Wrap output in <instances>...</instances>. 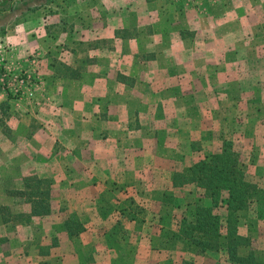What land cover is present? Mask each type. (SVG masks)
I'll return each mask as SVG.
<instances>
[{
  "label": "crops",
  "instance_id": "crops-1",
  "mask_svg": "<svg viewBox=\"0 0 264 264\" xmlns=\"http://www.w3.org/2000/svg\"><path fill=\"white\" fill-rule=\"evenodd\" d=\"M26 69L39 81L15 99L2 82ZM207 124L264 139V0H0V157L25 156L24 176L33 165L52 182V213L65 201L83 223L118 226L131 189L172 187L156 173L192 155ZM130 243L90 264H138Z\"/></svg>",
  "mask_w": 264,
  "mask_h": 264
},
{
  "label": "rangeland",
  "instance_id": "rangeland-1",
  "mask_svg": "<svg viewBox=\"0 0 264 264\" xmlns=\"http://www.w3.org/2000/svg\"><path fill=\"white\" fill-rule=\"evenodd\" d=\"M168 1L176 6L180 4L189 6L196 0ZM34 81L33 86L39 79L36 78ZM6 92L15 99L24 100V97L28 95L17 96L15 93ZM32 124L31 126L34 127ZM209 125L207 124L206 128H202L200 133L202 138H197L195 141V145L191 149L192 155L183 154L180 164L175 166V170L170 171V173H156L154 179L162 181L165 185H168L166 182L169 179L171 184L172 174L175 171L188 168L191 160L198 155L197 152L207 154L217 151L219 146H222L223 141L229 139L234 141L236 149L241 152L245 159L249 179L264 185V139H256L252 136L245 138L246 135L242 137L243 134L237 136L231 133V129L227 130L226 126L221 124L218 125L220 132L211 133L208 130ZM262 129L263 132L260 131L255 137L261 135L264 138V126ZM11 135L15 138L13 129ZM14 153L17 154L18 152L15 150ZM26 158L19 155L7 157L11 160L10 164L7 165L3 157H0V264H37L41 258L35 256L49 251L51 244L57 245L53 247V252L51 251L45 256L44 261L46 260L49 264H90V260L95 258L98 261L101 260L100 258H104L103 260L110 263V259L113 262L115 257L111 250L115 249L117 254L121 249L120 244L129 243L130 245L132 238V244L138 243L135 244L139 253L138 264H150L151 262L154 264H194V261L199 260L211 263L215 261V264H231L226 261V255L224 256L221 252L216 254V258L205 256L193 245L182 244L176 240L174 229L177 228V222L181 219L182 213L187 210L188 203L197 200L200 195V190L195 185H187L182 188L167 186L165 190L167 188L172 190L175 198L173 204L169 206L168 214H163V216L161 211L163 192L158 191L157 188L154 189L152 186L144 190L140 188L131 189L133 194L130 197H136L134 199L138 202L136 203L133 199L129 207L125 208L127 214L116 222L118 226H114L115 219L112 218L109 220L96 218L94 220L86 219V217L84 219L83 216V221L88 228L80 235L70 238L64 234L66 232L65 220L67 218L72 219L73 216L79 219L82 217V214L78 212L80 210H76L74 205L65 203V201H57L53 207V213L36 220L31 215L32 204L26 200V196L17 194V190L24 189L25 179L34 175L32 174L33 165L28 168L31 170L27 177L23 175L24 172L22 173L21 169L25 168ZM61 167L60 164L59 171L56 170V174L59 172V177L63 174ZM133 174L132 178L139 179V174ZM83 175L87 179L91 178L86 173ZM98 192L99 190L93 189L91 193L97 195ZM116 193L121 194L117 191ZM111 194L115 196L114 193ZM111 194H107L110 199L113 197ZM204 202L210 203V200L204 199ZM106 209L110 208L106 207ZM216 211L223 217L227 215V210L223 205L218 207ZM238 217L239 231L252 237L251 249H254L259 259L264 261V243L256 241L260 240L259 237L264 238V228H262L264 226V204L254 203L249 210L239 212ZM54 231L63 235L61 237H59L60 235L56 236ZM138 236L139 238H137ZM121 238L123 239L121 240ZM109 249L111 250L108 251ZM260 249L263 253L262 257ZM247 251L249 248L241 249V253Z\"/></svg>",
  "mask_w": 264,
  "mask_h": 264
},
{
  "label": "trees",
  "instance_id": "trees-1",
  "mask_svg": "<svg viewBox=\"0 0 264 264\" xmlns=\"http://www.w3.org/2000/svg\"><path fill=\"white\" fill-rule=\"evenodd\" d=\"M51 184L48 178L32 175L25 179L24 189L16 191L32 204V216L52 213ZM187 185H195L200 195L188 203L187 210L177 222L174 229L176 240L193 245L200 253L221 252L231 264H264L251 249L252 237L240 233L238 225L239 212L249 210L254 203L264 204V185L249 179L246 161L234 141L225 139L219 150L197 158L188 168L172 174L173 188ZM174 198L172 190L164 191L162 216L168 214ZM222 205L227 210L226 217L216 211ZM73 217L64 223L70 238L85 231L84 223ZM242 248H249V251L241 253ZM40 264L49 263L42 260Z\"/></svg>",
  "mask_w": 264,
  "mask_h": 264
},
{
  "label": "built area",
  "instance_id": "built-area-1",
  "mask_svg": "<svg viewBox=\"0 0 264 264\" xmlns=\"http://www.w3.org/2000/svg\"><path fill=\"white\" fill-rule=\"evenodd\" d=\"M37 78L35 73L31 70H21L20 72H9L6 74L2 85L4 90L15 93V95L27 94L28 88L30 89L34 80Z\"/></svg>",
  "mask_w": 264,
  "mask_h": 264
}]
</instances>
